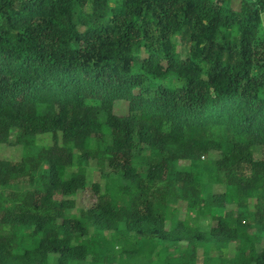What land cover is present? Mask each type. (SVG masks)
Masks as SVG:
<instances>
[{"label": "trees", "instance_id": "obj_1", "mask_svg": "<svg viewBox=\"0 0 264 264\" xmlns=\"http://www.w3.org/2000/svg\"><path fill=\"white\" fill-rule=\"evenodd\" d=\"M263 16L0 0V146L22 148L0 159V264H264Z\"/></svg>", "mask_w": 264, "mask_h": 264}, {"label": "rangeland", "instance_id": "obj_2", "mask_svg": "<svg viewBox=\"0 0 264 264\" xmlns=\"http://www.w3.org/2000/svg\"><path fill=\"white\" fill-rule=\"evenodd\" d=\"M264 23V16H263ZM177 43L179 45L180 52L183 57H187L189 53V46L185 44L180 39H177ZM115 112L119 115H127L128 114V103L127 102H117L115 106ZM41 143H52V136L45 135L41 138ZM22 157V148L20 146H11L2 144L0 146V159L11 160V161H19ZM255 157L258 160L264 159V147H259L255 150ZM93 168L90 170L88 175L89 184H93L94 182L104 183V179L101 177V173L96 166V163L93 161ZM71 199H75L77 201L78 208H88L94 202V196L90 190L80 191L76 196L71 197ZM212 224V218H202L201 225L203 229H208Z\"/></svg>", "mask_w": 264, "mask_h": 264}]
</instances>
